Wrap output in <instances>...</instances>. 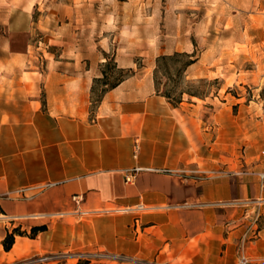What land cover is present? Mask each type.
Wrapping results in <instances>:
<instances>
[{
	"label": "crops",
	"instance_id": "0c3cea01",
	"mask_svg": "<svg viewBox=\"0 0 264 264\" xmlns=\"http://www.w3.org/2000/svg\"><path fill=\"white\" fill-rule=\"evenodd\" d=\"M100 1L94 9L95 0H79L56 26L35 22L36 3H9L0 30V216L27 230L5 251L14 227L3 228L5 260L100 250L123 257L102 264H237L241 252L264 263V211L254 239L244 237L252 210L264 206V160L246 148L238 159L234 142L221 149L204 107L172 105L149 72L134 71L92 104L103 53L124 45L116 21L128 0ZM36 31L58 48L45 64ZM12 35L23 38L20 49ZM137 53L116 63L132 68ZM138 205L145 209L122 211Z\"/></svg>",
	"mask_w": 264,
	"mask_h": 264
},
{
	"label": "rangeland",
	"instance_id": "374dc122",
	"mask_svg": "<svg viewBox=\"0 0 264 264\" xmlns=\"http://www.w3.org/2000/svg\"><path fill=\"white\" fill-rule=\"evenodd\" d=\"M26 0H0V30L8 19L9 3L20 5ZM126 1V0H125ZM36 3L35 22L53 26L70 20L72 8L79 0H27ZM95 9L101 1L95 0ZM122 15L117 23L123 47L111 46L103 53L97 70L105 71L109 84L131 67H120L132 50L133 71L149 72L157 91L176 102H196L202 111L206 131L217 137L221 149L235 143L238 159L244 150L256 154L251 160H264V0H128L119 5ZM109 21L113 22L110 16ZM42 31L34 33L40 61L45 64L58 54V48ZM13 48L20 49L21 35H12ZM134 40V41H133ZM133 42V43H132ZM186 53L173 59L157 61L161 55ZM188 61L192 64L186 67ZM119 68H124L121 73ZM109 86L98 82L96 95ZM197 126V124H196ZM231 170L236 164L231 159ZM249 161V160H248ZM260 211L262 214L264 206ZM253 209L252 217L258 212ZM26 221L0 216V235L4 227L12 229ZM84 251V250H83ZM66 252V251H65ZM94 252V251H90ZM57 252L29 251L19 257H7L0 245V264H77L75 259L58 257ZM103 260L89 261L102 264Z\"/></svg>",
	"mask_w": 264,
	"mask_h": 264
},
{
	"label": "built area",
	"instance_id": "2783aa9c",
	"mask_svg": "<svg viewBox=\"0 0 264 264\" xmlns=\"http://www.w3.org/2000/svg\"><path fill=\"white\" fill-rule=\"evenodd\" d=\"M138 152V144L135 143L134 144V156H136ZM264 153V151H263ZM138 170V168L133 169V171ZM258 176L260 178V180L262 182H264V172H259ZM133 175L132 174H127L125 180L126 181H130L132 179ZM263 187V184L261 185ZM145 209L143 206L138 205L136 207L133 208H126V209H122V211H141ZM261 218H262V214L257 212L251 220V224L249 225V227L247 228V231L245 232L244 237H247L250 235L249 240H253L254 236L257 234V226L258 224H260L261 222ZM255 226V227H254ZM58 257H63L66 259H75L76 261H92V260H119L123 257L118 256V255H111L109 253H106L104 251H94V252H90V251H66V252H62L59 253L57 255ZM77 262V263H78ZM237 264H264V263H254L251 258H249L246 254H244L243 252L240 253Z\"/></svg>",
	"mask_w": 264,
	"mask_h": 264
},
{
	"label": "trees",
	"instance_id": "16d2710c",
	"mask_svg": "<svg viewBox=\"0 0 264 264\" xmlns=\"http://www.w3.org/2000/svg\"><path fill=\"white\" fill-rule=\"evenodd\" d=\"M120 1H125V0H120ZM180 55H187L186 53H179V52H175L173 55H161L157 58V61H161V60H167V59H173L177 56H180ZM193 61H188L185 65L186 67L189 66L190 64H192ZM119 71L121 73L124 72V68H119ZM101 76L99 77H96L94 78L93 80V86H92V89H91V98H92V104L95 106L99 103V101L101 100L104 92L110 88H113L115 87L119 82H121L123 79H125L126 77H128L129 75H131L134 71L129 68L128 70V74L126 76H124L123 74L113 83L109 84V82L107 81V78H106V73L105 71L101 70ZM98 82H101L103 85L105 86H109L105 89H103L101 91V93L99 95H96V88H95V85L98 83ZM155 83V81H154ZM155 86H156V83H155ZM157 89V87H156ZM165 96V95H163ZM168 100H169V95H166L165 96ZM182 100L179 99L177 100L176 102H173L171 100H169V102L172 104V105H177L178 103H180ZM45 229V226H33L31 227V231L29 233L30 236H34L39 230H44ZM26 234V231L24 230H21L20 227H14L12 229L11 232L7 231L4 238L2 239V246L4 248L5 251H8L10 250V248L12 247L13 243H14V238H15V235H24ZM89 262L88 261H79L77 264H88Z\"/></svg>",
	"mask_w": 264,
	"mask_h": 264
},
{
	"label": "bare ground",
	"instance_id": "6f19581e",
	"mask_svg": "<svg viewBox=\"0 0 264 264\" xmlns=\"http://www.w3.org/2000/svg\"><path fill=\"white\" fill-rule=\"evenodd\" d=\"M21 248H22V243H21L20 240H18V241L15 243L14 247H13V252L16 253V254L19 253L20 250H21Z\"/></svg>",
	"mask_w": 264,
	"mask_h": 264
}]
</instances>
